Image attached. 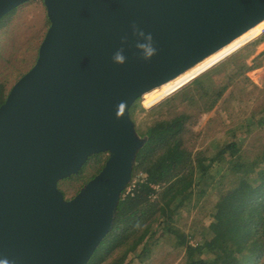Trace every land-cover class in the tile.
<instances>
[{
	"label": "water",
	"instance_id": "obj_1",
	"mask_svg": "<svg viewBox=\"0 0 264 264\" xmlns=\"http://www.w3.org/2000/svg\"><path fill=\"white\" fill-rule=\"evenodd\" d=\"M27 1L0 0V18ZM42 2L48 25L36 59L0 104V258L86 264L147 142L131 105L264 20V0ZM134 23L153 36L149 61ZM122 46L127 62L114 64ZM97 153L107 155L100 170L63 197L58 183Z\"/></svg>",
	"mask_w": 264,
	"mask_h": 264
},
{
	"label": "trees",
	"instance_id": "obj_2",
	"mask_svg": "<svg viewBox=\"0 0 264 264\" xmlns=\"http://www.w3.org/2000/svg\"><path fill=\"white\" fill-rule=\"evenodd\" d=\"M2 21L4 18L0 19V32ZM262 31L264 22L217 55L240 46ZM260 40L238 50L231 58L238 60L230 69L231 82L256 67V60L263 51L252 57V64L241 55L249 48L252 49L248 53L252 55ZM197 69L184 78L194 75ZM1 85L0 104L6 96ZM229 87L230 83L221 82L208 88L199 75L186 88L162 101L155 110L156 118L145 129H136L139 135L147 137V142L136 156L132 177L142 174L145 179L137 182L133 196H120L112 229L86 264L142 263L151 256L160 231L176 236L178 245L184 248L182 264H264V144L255 149L245 136L236 134L217 146L211 155L206 154V149L193 148L195 118L211 110ZM137 107L139 100L128 110L131 119V112ZM260 121H264V116ZM104 154L97 153L87 159L94 172L80 169L77 174L65 178L62 183L66 185L61 190L63 197L100 170L107 158ZM226 157L229 168L221 178L227 177L229 171L233 172V177L220 183L209 175V168ZM151 184H158L159 188L153 189ZM210 194L213 195L210 201L213 214L205 228L207 234L200 242L192 244L187 234L176 226V212L183 208L189 212L203 203L205 208ZM204 253L210 254V258L206 259Z\"/></svg>",
	"mask_w": 264,
	"mask_h": 264
},
{
	"label": "rangeland",
	"instance_id": "obj_3",
	"mask_svg": "<svg viewBox=\"0 0 264 264\" xmlns=\"http://www.w3.org/2000/svg\"><path fill=\"white\" fill-rule=\"evenodd\" d=\"M5 15L0 18H4L0 32V85L2 84L1 86L7 94L10 87L33 65L35 56H37L36 51L46 32L48 19L42 0H29L19 5L17 10L8 16ZM255 37L257 38L254 39ZM260 38L261 40L255 45L252 55L248 53L252 48L245 50L241 55L246 58L248 64H252V57L261 51L264 52V31L259 32L240 46L215 56L200 69H197L191 77L184 78L185 76H183L178 78L174 84L171 83L143 96L139 99V107L134 108L131 112L135 128L138 131L145 129L156 118L155 110L162 101L186 88L194 78L200 75L203 77L204 85L208 88L215 87L221 82L230 83V87L211 110L201 112L195 118L196 121L192 125V131L195 134L193 148L196 150L206 149V154L211 155L217 146L222 145L236 134L245 136L247 142L255 149L263 146L264 121H260V119L262 120V116H264V54L259 56V60H256L255 68L247 70L243 75L236 76L232 82L229 78L231 76L230 69L234 68L238 61L237 59L232 61L231 58L238 50ZM226 54L229 55L224 56ZM222 56L224 58L217 61ZM104 156L107 157L106 154ZM88 161L81 169L94 172V167ZM228 162L227 157L215 162L209 168V175L214 176L220 183L231 179L232 171H229L224 179L221 178L224 171L229 168ZM63 181L58 183L60 191L66 185L64 183L63 186ZM80 187L70 189L64 197H71ZM211 199H213L212 194L209 195L205 208L202 207L203 203L198 204V207L192 208L189 212L184 208L176 212V226L187 234V238L192 244L200 242L204 238L203 235L207 234L205 228L210 224L213 214ZM161 232L156 235L151 256L142 263L130 264H182L184 248L178 245L174 234ZM203 256L206 259L210 258L208 253H204Z\"/></svg>",
	"mask_w": 264,
	"mask_h": 264
},
{
	"label": "clouds",
	"instance_id": "obj_4",
	"mask_svg": "<svg viewBox=\"0 0 264 264\" xmlns=\"http://www.w3.org/2000/svg\"><path fill=\"white\" fill-rule=\"evenodd\" d=\"M132 34L137 38L135 47L138 50L139 58L144 61H149L157 54V48L154 46V40L151 33H146L140 29L135 23L132 25ZM128 41V36L121 37V44L124 45ZM125 50L122 46L112 55V62L117 65H123L127 62V57L124 54ZM125 102L121 101L117 105L116 117L120 118L125 110ZM0 264H17L14 258L10 259L7 256L0 258Z\"/></svg>",
	"mask_w": 264,
	"mask_h": 264
},
{
	"label": "bare ground",
	"instance_id": "obj_5",
	"mask_svg": "<svg viewBox=\"0 0 264 264\" xmlns=\"http://www.w3.org/2000/svg\"><path fill=\"white\" fill-rule=\"evenodd\" d=\"M263 22H264V20L260 21L259 23H257L256 25H254V27L249 28L247 31H245L244 33H242L241 35H239L238 37H236L235 40L232 41L231 43H229L227 46H225V47L223 46L221 49H219V50H217L216 52H214V53L208 55L207 57L203 58L202 60H200V61L197 62L195 65L191 66L190 68H188L187 70H185L184 72H182L181 74H179L178 76H176L175 78H173V79H171V80L165 82L164 84H162V85L159 86V87H156V88L150 90L148 93L153 92V91H155V90H157V89H159V88L165 87V86H167L168 84H170L171 82L177 80L178 78H181V77H183V76H186V75L190 74L193 70L197 69L198 67H200V66L206 64L207 62H209L210 60H212V59L215 57V55H217L219 52H221L222 50H224V49H226L227 47H229V46H230L233 42H235L239 37L243 36L244 34L248 33V32L251 31L252 29L256 28L257 26H259V25L262 24ZM148 93H146V94H148ZM146 94H144V96H145Z\"/></svg>",
	"mask_w": 264,
	"mask_h": 264
},
{
	"label": "built area",
	"instance_id": "obj_6",
	"mask_svg": "<svg viewBox=\"0 0 264 264\" xmlns=\"http://www.w3.org/2000/svg\"><path fill=\"white\" fill-rule=\"evenodd\" d=\"M144 179H145V177L142 174H137L134 177L131 176L130 181L128 182V184L126 185V187L123 190L124 192L122 191L121 196H125L127 194H129V195L131 194L133 196V190L135 189L137 182L143 181ZM150 187L157 190L159 188V185L158 184H151Z\"/></svg>",
	"mask_w": 264,
	"mask_h": 264
}]
</instances>
